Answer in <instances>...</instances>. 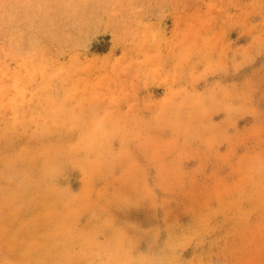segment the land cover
I'll list each match as a JSON object with an SVG mask.
<instances>
[{
    "label": "rangeland",
    "instance_id": "374dc122",
    "mask_svg": "<svg viewBox=\"0 0 264 264\" xmlns=\"http://www.w3.org/2000/svg\"><path fill=\"white\" fill-rule=\"evenodd\" d=\"M0 264H264V0H0Z\"/></svg>",
    "mask_w": 264,
    "mask_h": 264
}]
</instances>
